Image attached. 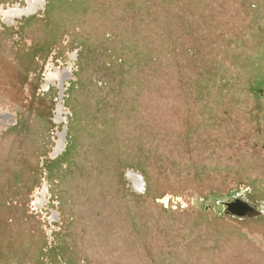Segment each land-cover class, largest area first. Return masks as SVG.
<instances>
[{
  "label": "rangeland",
  "instance_id": "rangeland-1",
  "mask_svg": "<svg viewBox=\"0 0 264 264\" xmlns=\"http://www.w3.org/2000/svg\"><path fill=\"white\" fill-rule=\"evenodd\" d=\"M0 264H264V0H0Z\"/></svg>",
  "mask_w": 264,
  "mask_h": 264
},
{
  "label": "water",
  "instance_id": "water-1",
  "mask_svg": "<svg viewBox=\"0 0 264 264\" xmlns=\"http://www.w3.org/2000/svg\"><path fill=\"white\" fill-rule=\"evenodd\" d=\"M132 172H128V177L132 176ZM226 211L229 214H235L238 217L246 216V215H251L253 213L259 214V211H254V209H251L250 207L244 205V202L240 199H236L234 202L231 204H227Z\"/></svg>",
  "mask_w": 264,
  "mask_h": 264
},
{
  "label": "flooded vegetation",
  "instance_id": "flooded-vegetation-1",
  "mask_svg": "<svg viewBox=\"0 0 264 264\" xmlns=\"http://www.w3.org/2000/svg\"><path fill=\"white\" fill-rule=\"evenodd\" d=\"M34 1H38V0H34ZM34 7H35V2L34 3H30L29 4V6H28V8H26V9H21V10H10V11H8L7 13H6V15H10V14H12V15H18V14H20V13H22L23 11L25 12V13H28V12H30V11H32V10H34ZM48 70V69H47ZM58 72V73H57ZM55 78H57V80H58V84H59V86H60V82H61V79L63 78V74L62 73H59V71H56V72H50V71H48V73H46V76H45V84H46V86H47V84L49 83V82H51V81H54L55 80ZM50 86V85H49ZM60 88H62L63 89V86H61ZM60 88H59V93L61 94V92H60ZM59 144H61L60 142H59ZM62 146V145H61ZM59 149H60V147H59Z\"/></svg>",
  "mask_w": 264,
  "mask_h": 264
},
{
  "label": "bare ground",
  "instance_id": "bare-ground-1",
  "mask_svg": "<svg viewBox=\"0 0 264 264\" xmlns=\"http://www.w3.org/2000/svg\"><path fill=\"white\" fill-rule=\"evenodd\" d=\"M9 13V12H8Z\"/></svg>",
  "mask_w": 264,
  "mask_h": 264
}]
</instances>
